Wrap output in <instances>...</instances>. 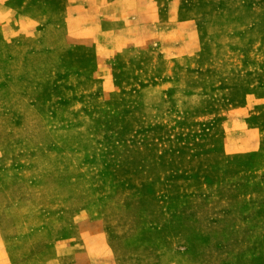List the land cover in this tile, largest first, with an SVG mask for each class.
Here are the masks:
<instances>
[{
	"label": "rangeland",
	"instance_id": "obj_1",
	"mask_svg": "<svg viewBox=\"0 0 264 264\" xmlns=\"http://www.w3.org/2000/svg\"><path fill=\"white\" fill-rule=\"evenodd\" d=\"M3 169L17 260L264 264V0H0Z\"/></svg>",
	"mask_w": 264,
	"mask_h": 264
},
{
	"label": "crops",
	"instance_id": "obj_2",
	"mask_svg": "<svg viewBox=\"0 0 264 264\" xmlns=\"http://www.w3.org/2000/svg\"><path fill=\"white\" fill-rule=\"evenodd\" d=\"M73 118V116H71ZM5 176H9L8 169H3L0 171V201H8L7 206H4V209H2L3 212L7 216H9V212H12V206L15 203L20 201L22 198L20 197H11L8 195L7 197L4 195V191L7 189L5 181H3ZM14 207V206H13ZM7 221H3V225H5ZM4 233V228L0 223V264H52L54 259H56V256L48 257L45 256L46 253H49L53 247H45L41 249H37L34 252H31L30 250L34 247L33 245H28L29 253H24V256L20 257L18 260L15 257H12L11 251H12V245L10 246V241L8 240V237H4L2 235ZM24 245V244H23ZM26 247V249H27ZM56 254V251H55Z\"/></svg>",
	"mask_w": 264,
	"mask_h": 264
}]
</instances>
